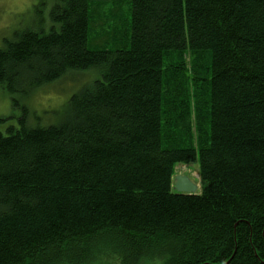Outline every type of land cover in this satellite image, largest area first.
Wrapping results in <instances>:
<instances>
[{
  "label": "trees",
  "instance_id": "1",
  "mask_svg": "<svg viewBox=\"0 0 264 264\" xmlns=\"http://www.w3.org/2000/svg\"><path fill=\"white\" fill-rule=\"evenodd\" d=\"M37 4L0 44V264H264V0Z\"/></svg>",
  "mask_w": 264,
  "mask_h": 264
},
{
  "label": "rangeland",
  "instance_id": "2",
  "mask_svg": "<svg viewBox=\"0 0 264 264\" xmlns=\"http://www.w3.org/2000/svg\"><path fill=\"white\" fill-rule=\"evenodd\" d=\"M37 2L38 4L43 2L40 7H43V11L46 13L53 0H0V44L2 37L9 36L11 35L10 33L25 26L33 25L32 23H34L37 16L33 5L37 4ZM77 78L81 82L90 78V75L89 73L79 74ZM80 82L62 78L44 84L35 89L33 88L25 102L33 115L40 117V121H45V125L48 123L47 121L55 120L56 116L60 117L63 115L68 98L81 87H77ZM16 116H18V111L12 108L9 95L0 87V118L5 120L4 122L0 121V130H4L9 123H15ZM30 122L34 123L32 119ZM174 173L186 174L200 185L197 163L177 164L174 168Z\"/></svg>",
  "mask_w": 264,
  "mask_h": 264
},
{
  "label": "water",
  "instance_id": "3",
  "mask_svg": "<svg viewBox=\"0 0 264 264\" xmlns=\"http://www.w3.org/2000/svg\"><path fill=\"white\" fill-rule=\"evenodd\" d=\"M172 188L177 193L194 195L199 193V184L183 173H175L172 177Z\"/></svg>",
  "mask_w": 264,
  "mask_h": 264
}]
</instances>
